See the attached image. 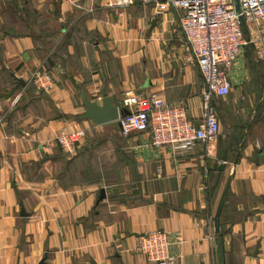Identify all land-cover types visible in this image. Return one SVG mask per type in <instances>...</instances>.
I'll use <instances>...</instances> for the list:
<instances>
[{"label":"crops","instance_id":"1","mask_svg":"<svg viewBox=\"0 0 264 264\" xmlns=\"http://www.w3.org/2000/svg\"><path fill=\"white\" fill-rule=\"evenodd\" d=\"M178 18L142 0H0V264H151L137 238L153 231L179 240L175 264H264V22L246 44L253 63L243 50L229 94L212 99L214 142L176 153L81 119L82 92L122 107L130 90L198 121L203 77ZM45 67L47 94L30 83ZM63 127L85 131L72 160L55 143ZM226 188L220 262L213 217Z\"/></svg>","mask_w":264,"mask_h":264},{"label":"built area","instance_id":"2","mask_svg":"<svg viewBox=\"0 0 264 264\" xmlns=\"http://www.w3.org/2000/svg\"><path fill=\"white\" fill-rule=\"evenodd\" d=\"M134 0H113V6L127 7ZM153 4L156 16L166 11H174L179 16V28L190 52L193 63L203 77L201 92L202 110L197 122L188 118L181 104H168L156 92L145 96L133 91L124 93L123 108L129 115L118 120L119 134H145L149 145L154 148H169L176 153L191 150L196 144H210L220 134V123L211 105L213 98H223L229 94V73L240 58L249 42L259 44V27L264 22V0H142ZM244 21L247 33L254 37L248 41L239 19ZM257 59L264 63V48L256 50ZM31 85L41 93H49L54 88L50 74L36 71L30 79ZM19 95L12 101V106ZM85 131L80 128L63 127L55 138L60 152L66 157L76 154ZM138 251L151 264H175L177 256L171 248L179 244L162 231L141 234Z\"/></svg>","mask_w":264,"mask_h":264},{"label":"water","instance_id":"3","mask_svg":"<svg viewBox=\"0 0 264 264\" xmlns=\"http://www.w3.org/2000/svg\"><path fill=\"white\" fill-rule=\"evenodd\" d=\"M236 10L238 11L237 0H236ZM239 21L241 26L243 27L244 34L247 35V30L244 27V21L242 20V18H240ZM82 104L85 107V111L81 119L90 120L95 126H102L111 123L118 124V120L120 118L129 115L128 110H126L123 107H120L117 104V100L112 96H108L104 90L101 91L100 104L92 102L90 99H88L86 94L82 92ZM227 190L228 188H226L222 193L213 217L214 232L216 234L219 233L220 217H221L225 197L227 194ZM105 197L106 194L104 189H100L99 196L97 199V204L100 201L104 200ZM21 216H25L24 213H21Z\"/></svg>","mask_w":264,"mask_h":264},{"label":"trees","instance_id":"4","mask_svg":"<svg viewBox=\"0 0 264 264\" xmlns=\"http://www.w3.org/2000/svg\"><path fill=\"white\" fill-rule=\"evenodd\" d=\"M244 51H246V56H247V59H248V61L250 62V64H252L253 62V60H252V57H251V55H252V51H253V47H251V46H245L244 47V49H243ZM252 62V63H251ZM260 63V62H259ZM46 68V67H45ZM45 71L46 72H49V70H48V68H46L45 69ZM119 131V130H118ZM221 237H222V233H221V231L219 230V233L218 234H216V244H217V246H218V253L216 254V257H217V260L218 261H220L221 262V255H220V240H221Z\"/></svg>","mask_w":264,"mask_h":264},{"label":"rangeland","instance_id":"5","mask_svg":"<svg viewBox=\"0 0 264 264\" xmlns=\"http://www.w3.org/2000/svg\"><path fill=\"white\" fill-rule=\"evenodd\" d=\"M32 86H33V85H32ZM134 134H137V133H134ZM131 135H132V134H131ZM76 154H77V152H76ZM76 154H75L74 156H72V157H69V158H68V157H66V156H64L63 154H62V155H63L64 157H66L67 159H70V160H72V159H73V158L76 156Z\"/></svg>","mask_w":264,"mask_h":264}]
</instances>
